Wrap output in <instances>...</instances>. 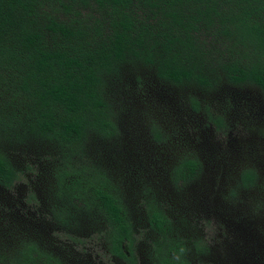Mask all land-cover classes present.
I'll list each match as a JSON object with an SVG mask.
<instances>
[{
    "label": "trees",
    "instance_id": "16d2710c",
    "mask_svg": "<svg viewBox=\"0 0 264 264\" xmlns=\"http://www.w3.org/2000/svg\"><path fill=\"white\" fill-rule=\"evenodd\" d=\"M0 264H264V0H0Z\"/></svg>",
    "mask_w": 264,
    "mask_h": 264
}]
</instances>
